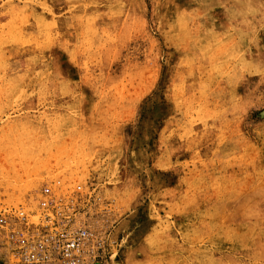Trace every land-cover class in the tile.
Listing matches in <instances>:
<instances>
[{
  "label": "rangeland",
  "instance_id": "rangeland-1",
  "mask_svg": "<svg viewBox=\"0 0 264 264\" xmlns=\"http://www.w3.org/2000/svg\"><path fill=\"white\" fill-rule=\"evenodd\" d=\"M45 185L102 264H264V0H0V214Z\"/></svg>",
  "mask_w": 264,
  "mask_h": 264
},
{
  "label": "built area",
  "instance_id": "built-area-1",
  "mask_svg": "<svg viewBox=\"0 0 264 264\" xmlns=\"http://www.w3.org/2000/svg\"><path fill=\"white\" fill-rule=\"evenodd\" d=\"M38 221L24 207L0 214V264H102L105 238L87 225H68L49 212L55 205L52 190L45 185Z\"/></svg>",
  "mask_w": 264,
  "mask_h": 264
},
{
  "label": "bare ground",
  "instance_id": "bare-ground-1",
  "mask_svg": "<svg viewBox=\"0 0 264 264\" xmlns=\"http://www.w3.org/2000/svg\"><path fill=\"white\" fill-rule=\"evenodd\" d=\"M243 18V17H242ZM38 24V23H37ZM36 25V24H35ZM37 26V25H36Z\"/></svg>",
  "mask_w": 264,
  "mask_h": 264
}]
</instances>
